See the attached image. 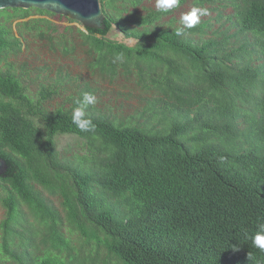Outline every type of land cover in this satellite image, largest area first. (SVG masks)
Segmentation results:
<instances>
[{"label": "trees", "instance_id": "16d2710c", "mask_svg": "<svg viewBox=\"0 0 264 264\" xmlns=\"http://www.w3.org/2000/svg\"><path fill=\"white\" fill-rule=\"evenodd\" d=\"M103 1L112 8H103L106 28L78 29L89 67L111 79L133 74L155 94L127 121L89 105L95 130L82 132L74 107L43 106L52 86L35 101L14 71L0 72V156L8 164L0 264H95L102 245L106 259L97 264H264L251 243L264 223V0H230L236 30L216 31L220 39L192 36H203L209 20L177 36V27L157 26L158 11L115 15L124 0ZM32 9L54 14L0 10V61L21 48L7 23ZM113 25L137 43L107 37ZM60 134L85 138L90 155L62 158ZM43 190L61 197L62 211ZM66 225L89 255L77 252Z\"/></svg>", "mask_w": 264, "mask_h": 264}, {"label": "rangeland", "instance_id": "374dc122", "mask_svg": "<svg viewBox=\"0 0 264 264\" xmlns=\"http://www.w3.org/2000/svg\"><path fill=\"white\" fill-rule=\"evenodd\" d=\"M103 2L101 0L102 9L110 11L112 8L107 4L104 5ZM197 3L199 6L207 7L210 10L209 15L201 18V21L209 20L210 27L205 29L203 36L194 33L193 37H217L220 39L221 35L216 34V31H224L229 34L236 30L229 17L234 14V6L230 0H216L212 4L208 2L201 3L197 0H186L178 8L168 13L158 11L160 18L156 21L157 26L166 28L181 26L179 23L181 14L190 10ZM117 5L119 9L114 11L115 15H130L132 13L146 15L150 11H157L155 0L136 2L124 0L117 2ZM1 19L3 20L4 17H1ZM26 20H30V22L27 25H22L21 23ZM7 25L13 29L16 36L21 38V48L10 51L1 59L0 72L14 71L20 76L27 87L28 94L35 101H38L41 97L40 90L43 86H52L56 93L43 101V106L48 111H54L60 107L72 108L75 106L74 99L79 97L82 92L88 91L97 98V102L91 105L92 110L108 113L117 121H127L128 118L143 109L148 97H153L155 94L153 89H144L133 74L130 77L122 74L111 79L101 76L89 67V46L84 42V38L78 30L85 31L86 29L76 20H70L69 17L56 13H38L32 9V14L27 18H14ZM244 36L240 39H243ZM107 37L125 42L130 46L137 43L135 38H126L117 25H113ZM229 43L237 47L239 46V39L230 38ZM255 62L261 63L262 60L257 59ZM36 120L40 123L38 119ZM242 125H246V123L243 122ZM57 142L62 158L77 160L79 156L90 155V148L85 138L73 134H60L57 136ZM43 194L53 205L61 211L63 210L62 199L59 195L49 193L47 190H43ZM22 209L23 213L26 214V207L23 206ZM4 216L5 209L0 206V221ZM28 218H30L29 222L33 221L30 215H28ZM27 226H29V223ZM65 231L67 235H70L73 245L77 247V252L83 256L89 255V246L86 249L81 247L83 237L76 231L68 230L67 225ZM29 250L32 251L33 256L43 254L42 250L34 251L32 247ZM93 252H97V250L95 249ZM93 252L92 255H94ZM105 257L106 249L102 245L95 264L106 259ZM0 262L2 261L0 260ZM110 263L120 264L112 260Z\"/></svg>", "mask_w": 264, "mask_h": 264}, {"label": "clouds", "instance_id": "9594fccd", "mask_svg": "<svg viewBox=\"0 0 264 264\" xmlns=\"http://www.w3.org/2000/svg\"><path fill=\"white\" fill-rule=\"evenodd\" d=\"M181 0H155V8L162 13H168L173 9L180 6ZM210 14V10L207 7H201L197 3L190 8L187 12L181 14L179 23L181 27L174 29L177 36L182 35L185 29H192L198 23L201 18ZM118 59L120 57H117ZM97 102V98L94 94L84 91L79 97H76L73 101L74 108L72 110V122L82 132H93L95 130V124L92 119L87 116L86 110L89 105H94ZM252 246L264 252V223L257 224V231L251 237ZM235 248V246H234ZM250 256V254H249ZM251 259V256H250Z\"/></svg>", "mask_w": 264, "mask_h": 264}, {"label": "water", "instance_id": "95a60500", "mask_svg": "<svg viewBox=\"0 0 264 264\" xmlns=\"http://www.w3.org/2000/svg\"><path fill=\"white\" fill-rule=\"evenodd\" d=\"M9 7L39 8L67 16L85 28H106V14L101 7V0H0V10ZM7 169L6 160L0 156V175Z\"/></svg>", "mask_w": 264, "mask_h": 264}, {"label": "bare ground", "instance_id": "6f19581e", "mask_svg": "<svg viewBox=\"0 0 264 264\" xmlns=\"http://www.w3.org/2000/svg\"><path fill=\"white\" fill-rule=\"evenodd\" d=\"M259 93V92H258Z\"/></svg>", "mask_w": 264, "mask_h": 264}]
</instances>
